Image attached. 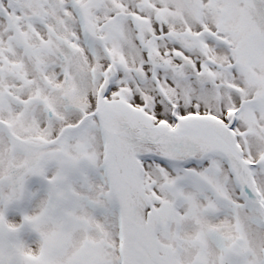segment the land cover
I'll list each match as a JSON object with an SVG mask.
<instances>
[{
  "label": "snow or ice",
  "instance_id": "1",
  "mask_svg": "<svg viewBox=\"0 0 264 264\" xmlns=\"http://www.w3.org/2000/svg\"><path fill=\"white\" fill-rule=\"evenodd\" d=\"M0 264H264V0H0Z\"/></svg>",
  "mask_w": 264,
  "mask_h": 264
}]
</instances>
